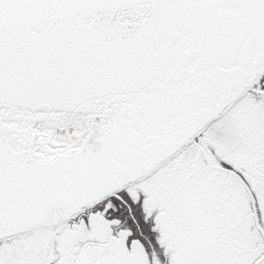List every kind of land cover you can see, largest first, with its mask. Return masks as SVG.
Returning a JSON list of instances; mask_svg holds the SVG:
<instances>
[{"label": "snow or ice", "instance_id": "snow-or-ice-1", "mask_svg": "<svg viewBox=\"0 0 264 264\" xmlns=\"http://www.w3.org/2000/svg\"><path fill=\"white\" fill-rule=\"evenodd\" d=\"M0 264H264V0H0Z\"/></svg>", "mask_w": 264, "mask_h": 264}]
</instances>
